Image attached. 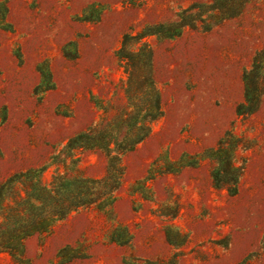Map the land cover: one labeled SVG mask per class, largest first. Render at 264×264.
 <instances>
[{"label":"rangeland","instance_id":"rangeland-1","mask_svg":"<svg viewBox=\"0 0 264 264\" xmlns=\"http://www.w3.org/2000/svg\"><path fill=\"white\" fill-rule=\"evenodd\" d=\"M212 1L0 0V183L47 165L41 178L12 183L0 201V223L27 193L36 192L37 206L51 204L41 185L76 186L79 178L107 174L104 150L68 153L70 138L90 130L95 142L120 151L138 137V116L150 100L137 85L129 88L116 51L126 33L164 26L163 35L130 47L152 50L162 115L122 154L120 188L104 204L79 207L31 235L21 253L0 251V264H237L258 248L264 0H251L209 30L199 22L168 35L178 30L182 9ZM246 72L261 88L253 112H245ZM228 160L239 179L228 170L217 187L214 173Z\"/></svg>","mask_w":264,"mask_h":264},{"label":"trees","instance_id":"trees-1","mask_svg":"<svg viewBox=\"0 0 264 264\" xmlns=\"http://www.w3.org/2000/svg\"><path fill=\"white\" fill-rule=\"evenodd\" d=\"M250 1L214 0L210 3L193 4L179 12V20L175 22L174 26L178 30L168 35H177L179 30L186 26L196 28L199 22L204 30H209L221 21L239 15ZM162 29H164L163 25H157L147 27L137 35L128 32L123 36L121 44L116 51L118 61L123 65L124 71L128 75L129 88H132L134 84L137 85L144 92V96L150 100L148 111L142 110L143 112L141 113L140 111L138 116L141 121L138 137L130 146L121 147L120 151L119 148L117 150L112 148L109 141L105 143L95 142V136L91 135L90 130H85L70 138L65 144V149L68 153L84 148H100L104 150L108 157L107 174L100 179L79 178V180H75L76 186L70 180H63L57 186L41 185L40 190L42 189L52 201L49 205L43 204L37 206L32 202V198H37L36 192L27 193L25 204L16 209H9L6 220L0 223V251H7L11 254L21 253L24 241L31 235L48 231L57 220L63 219L67 214L79 207L104 204L120 188L124 174V168L121 165L122 154L149 134L150 127L147 125L148 121L157 120L162 115L161 94L154 79L152 50L151 48H145L138 53L131 51L130 47L146 36L152 34L163 35L164 30ZM261 53L258 52L253 60L255 69L261 66ZM140 57L142 61H139ZM249 74L251 73L246 72L247 90L245 97L247 105H245V112H253L257 108L261 97V88L255 76H249ZM137 75L140 76V80L137 78L136 82ZM46 168L47 165H44L5 179L0 183V201L6 195L13 182L22 180L23 176H36L39 179L43 176ZM231 169L235 176V182H237L240 170L239 168H233L232 162L228 160L224 168L220 167L215 171L214 185L217 187L224 186L226 183L225 173ZM23 210L30 212L32 216L35 214L33 217L31 216L32 218L24 216V214L22 216L21 212ZM1 211L0 209V213ZM258 260H261V264H264V233L258 248L237 264H253Z\"/></svg>","mask_w":264,"mask_h":264}]
</instances>
